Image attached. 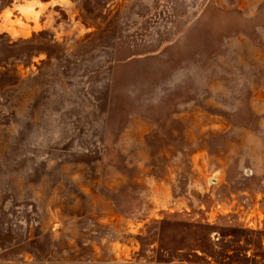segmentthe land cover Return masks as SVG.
Segmentation results:
<instances>
[{
    "label": "rangeland",
    "instance_id": "rangeland-1",
    "mask_svg": "<svg viewBox=\"0 0 264 264\" xmlns=\"http://www.w3.org/2000/svg\"><path fill=\"white\" fill-rule=\"evenodd\" d=\"M0 264H264V0H0Z\"/></svg>",
    "mask_w": 264,
    "mask_h": 264
}]
</instances>
